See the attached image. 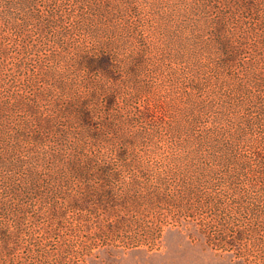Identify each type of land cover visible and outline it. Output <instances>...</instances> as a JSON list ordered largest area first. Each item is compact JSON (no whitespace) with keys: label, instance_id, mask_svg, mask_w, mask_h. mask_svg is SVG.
<instances>
[{"label":"trees","instance_id":"1","mask_svg":"<svg viewBox=\"0 0 264 264\" xmlns=\"http://www.w3.org/2000/svg\"><path fill=\"white\" fill-rule=\"evenodd\" d=\"M251 3L0 0V264L84 263L101 241L154 249L173 227L264 264ZM149 18L168 19L155 45ZM159 54L183 65L185 99L143 79Z\"/></svg>","mask_w":264,"mask_h":264},{"label":"rangeland","instance_id":"2","mask_svg":"<svg viewBox=\"0 0 264 264\" xmlns=\"http://www.w3.org/2000/svg\"><path fill=\"white\" fill-rule=\"evenodd\" d=\"M250 1L253 2L251 4H254V9L250 8V10L248 9L243 12L242 15L250 18V20L261 22L260 34L263 43L258 45L259 49L256 47L255 50V42L253 41L254 43L250 45L251 48L247 49L246 55H249L250 59H253L255 55L259 57L263 54L261 57L264 66V0ZM144 16H148V13L144 12ZM144 21L145 25L142 32L145 33L147 41L152 45L157 44L162 39V27L167 25L168 19L149 18L144 19ZM78 38L83 48H94V41L90 37L79 36ZM35 39H37L36 35ZM58 49L55 46H50L48 51ZM256 51L259 53H256ZM158 59L163 65V69L151 72V76L144 75L143 79L153 82L155 86L163 89L162 93L170 90L172 93L171 97L185 99L184 94H182L186 80L185 76L173 77L176 71L183 72V65H178L161 54H159ZM8 61L11 62L12 60L9 59ZM174 64H176V68L170 73V68ZM54 65H57V63L54 62ZM261 93L264 95V91H261ZM171 97L168 96V98ZM155 114H158L162 122V111H157ZM110 242L109 245H103L104 242L101 241L99 244L100 249L96 248L95 256L79 264H237L235 258L229 252L215 250L199 234L190 235L187 230L180 227L167 228L164 231L162 242L160 245H155L154 249H151L149 245L132 247L123 240H112ZM255 251H257V248H255ZM255 251L253 252L256 253ZM74 264H77V262Z\"/></svg>","mask_w":264,"mask_h":264}]
</instances>
